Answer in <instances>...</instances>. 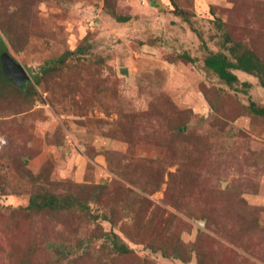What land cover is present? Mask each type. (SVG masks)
Returning <instances> with one entry per match:
<instances>
[{"label": "rangeland", "instance_id": "rangeland-1", "mask_svg": "<svg viewBox=\"0 0 264 264\" xmlns=\"http://www.w3.org/2000/svg\"><path fill=\"white\" fill-rule=\"evenodd\" d=\"M0 51V264H264V0H0Z\"/></svg>", "mask_w": 264, "mask_h": 264}, {"label": "trees", "instance_id": "trees-1", "mask_svg": "<svg viewBox=\"0 0 264 264\" xmlns=\"http://www.w3.org/2000/svg\"><path fill=\"white\" fill-rule=\"evenodd\" d=\"M123 19L124 18H119V20ZM203 64L226 83L235 79V75L228 69L256 72V74L260 72V67L256 61H254L250 55L242 53L234 56V62L227 60L226 57L220 53L211 54L203 59ZM259 84L264 88V77H259ZM255 111L257 113H264V107Z\"/></svg>", "mask_w": 264, "mask_h": 264}, {"label": "water", "instance_id": "water-1", "mask_svg": "<svg viewBox=\"0 0 264 264\" xmlns=\"http://www.w3.org/2000/svg\"><path fill=\"white\" fill-rule=\"evenodd\" d=\"M1 73L6 75L16 85H22L28 77L19 63L13 60L5 52L0 51Z\"/></svg>", "mask_w": 264, "mask_h": 264}]
</instances>
